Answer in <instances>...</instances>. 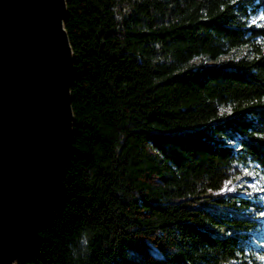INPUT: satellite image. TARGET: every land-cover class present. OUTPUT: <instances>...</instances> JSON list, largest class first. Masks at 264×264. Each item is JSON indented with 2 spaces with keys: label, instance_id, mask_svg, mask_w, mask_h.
Segmentation results:
<instances>
[{
  "label": "trees",
  "instance_id": "obj_1",
  "mask_svg": "<svg viewBox=\"0 0 264 264\" xmlns=\"http://www.w3.org/2000/svg\"><path fill=\"white\" fill-rule=\"evenodd\" d=\"M67 7L73 153L18 264H259L239 185L264 171V0Z\"/></svg>",
  "mask_w": 264,
  "mask_h": 264
},
{
  "label": "water",
  "instance_id": "obj_2",
  "mask_svg": "<svg viewBox=\"0 0 264 264\" xmlns=\"http://www.w3.org/2000/svg\"><path fill=\"white\" fill-rule=\"evenodd\" d=\"M67 0H0V264H18L64 192L73 153Z\"/></svg>",
  "mask_w": 264,
  "mask_h": 264
},
{
  "label": "rangeland",
  "instance_id": "obj_3",
  "mask_svg": "<svg viewBox=\"0 0 264 264\" xmlns=\"http://www.w3.org/2000/svg\"><path fill=\"white\" fill-rule=\"evenodd\" d=\"M262 15H253L251 17V22L255 24H262L263 19H261ZM229 56H225L224 58H228ZM200 61V58L196 59L195 62ZM241 190L239 191L240 195L244 199H250L254 204H259L260 206L253 207L252 214L253 217L264 222V171L252 165L249 168H245L244 177L239 185ZM213 200L203 199L200 203V206L209 209H216L220 205H217V201L214 200L215 197L218 196V193H211L207 195ZM257 236L253 237L252 243L256 247V257L259 261V264H264V227L260 228V230L255 231Z\"/></svg>",
  "mask_w": 264,
  "mask_h": 264
},
{
  "label": "clouds",
  "instance_id": "obj_4",
  "mask_svg": "<svg viewBox=\"0 0 264 264\" xmlns=\"http://www.w3.org/2000/svg\"><path fill=\"white\" fill-rule=\"evenodd\" d=\"M82 243H83V244H86V243H87L86 238H85L84 240H82Z\"/></svg>",
  "mask_w": 264,
  "mask_h": 264
},
{
  "label": "snow or ice",
  "instance_id": "obj_5",
  "mask_svg": "<svg viewBox=\"0 0 264 264\" xmlns=\"http://www.w3.org/2000/svg\"><path fill=\"white\" fill-rule=\"evenodd\" d=\"M261 19H264V16H262ZM262 259H264V258H262Z\"/></svg>",
  "mask_w": 264,
  "mask_h": 264
}]
</instances>
